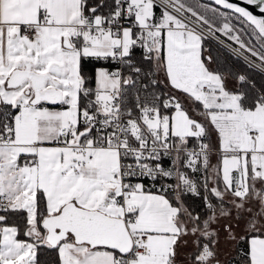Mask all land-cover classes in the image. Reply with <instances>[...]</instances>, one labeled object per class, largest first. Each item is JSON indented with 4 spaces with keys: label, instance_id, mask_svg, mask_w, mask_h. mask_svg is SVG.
Returning a JSON list of instances; mask_svg holds the SVG:
<instances>
[{
    "label": "snow or ice",
    "instance_id": "snow-or-ice-1",
    "mask_svg": "<svg viewBox=\"0 0 264 264\" xmlns=\"http://www.w3.org/2000/svg\"><path fill=\"white\" fill-rule=\"evenodd\" d=\"M243 3L0 0V264H264Z\"/></svg>",
    "mask_w": 264,
    "mask_h": 264
},
{
    "label": "water",
    "instance_id": "water-1",
    "mask_svg": "<svg viewBox=\"0 0 264 264\" xmlns=\"http://www.w3.org/2000/svg\"><path fill=\"white\" fill-rule=\"evenodd\" d=\"M236 2L240 3L241 6H247L249 8V10L254 12V14L261 15V13L259 12V8L257 6L244 5L243 0H236Z\"/></svg>",
    "mask_w": 264,
    "mask_h": 264
},
{
    "label": "trees",
    "instance_id": "trees-1",
    "mask_svg": "<svg viewBox=\"0 0 264 264\" xmlns=\"http://www.w3.org/2000/svg\"><path fill=\"white\" fill-rule=\"evenodd\" d=\"M256 79H257V80H260V79H261L260 74H258V73L256 74Z\"/></svg>",
    "mask_w": 264,
    "mask_h": 264
}]
</instances>
